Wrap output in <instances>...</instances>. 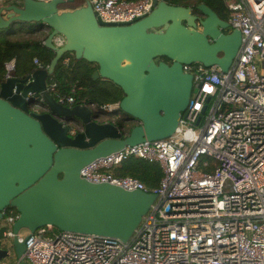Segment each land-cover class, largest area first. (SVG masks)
Masks as SVG:
<instances>
[{"label":"water","instance_id":"water-1","mask_svg":"<svg viewBox=\"0 0 264 264\" xmlns=\"http://www.w3.org/2000/svg\"><path fill=\"white\" fill-rule=\"evenodd\" d=\"M74 1L22 0L0 7V30L40 23L47 28L42 45L53 53L45 69L0 83V221L6 208L18 215L12 237L5 238L0 227V241L8 240L19 264H26V237L17 239L21 229L31 234L50 226L127 242L156 194L91 183L80 177L81 169L127 146L173 135L192 92V76L183 65L216 66L226 73L241 44L240 32L204 4L152 0L149 14L115 25L102 22L88 3L61 9ZM55 36L63 37L61 47L53 44ZM66 54L96 65L93 80L120 88L123 97L113 113L93 104L60 105L47 91V79ZM118 113L137 123L126 136L112 121H99ZM6 256L0 251V259Z\"/></svg>","mask_w":264,"mask_h":264},{"label":"built area","instance_id":"built-area-1","mask_svg":"<svg viewBox=\"0 0 264 264\" xmlns=\"http://www.w3.org/2000/svg\"><path fill=\"white\" fill-rule=\"evenodd\" d=\"M83 1L102 22L115 25L133 23L152 9V0ZM223 1L230 29L241 34L229 70L183 65L192 76V92L173 135L127 146L80 171L91 183L156 194L134 234L121 242L43 227L25 238L26 264H264V0ZM63 43V37L53 38L56 47ZM70 55L63 56V65ZM5 70V79L10 78L14 61ZM47 91L56 93L55 84ZM55 100L64 106L75 102L72 95L58 93ZM117 108L98 109L113 113ZM128 159L157 163L159 186L150 190L135 178L116 175ZM2 215L9 226L18 217L12 208ZM5 229L4 237H12Z\"/></svg>","mask_w":264,"mask_h":264},{"label":"trees","instance_id":"trees-1","mask_svg":"<svg viewBox=\"0 0 264 264\" xmlns=\"http://www.w3.org/2000/svg\"><path fill=\"white\" fill-rule=\"evenodd\" d=\"M136 1V0H127ZM168 5L191 7L204 4L211 8L221 19L227 21V10L223 0H161ZM15 4V2L11 3ZM84 5L83 0H75L72 4L61 9H73ZM23 24V23H22ZM47 36L46 26L40 23L23 24L18 32L0 30V83L5 80V65L14 61V70L11 75L23 76L31 73L36 68L45 69L53 53L46 49L42 42ZM36 59L38 64L33 60ZM97 69L96 65L85 61H76L70 55L68 65H63L62 60L55 67L54 73L47 79V85L55 84L58 94L72 95L75 99L73 105L84 103L93 104L99 108L105 104H118L123 94L119 87L110 81L93 80L92 74ZM74 88V92L71 93ZM56 93H50L55 99ZM69 106V105H68ZM72 106V105H70ZM122 117H127L121 113ZM117 119L111 115L110 120ZM118 122V127H121ZM121 177H132L143 182L150 190L159 186L162 170L157 163L143 159H128L115 171ZM56 230V229H54Z\"/></svg>","mask_w":264,"mask_h":264},{"label":"rangeland","instance_id":"rangeland-1","mask_svg":"<svg viewBox=\"0 0 264 264\" xmlns=\"http://www.w3.org/2000/svg\"><path fill=\"white\" fill-rule=\"evenodd\" d=\"M15 1H16V0H4V1L0 2V5H9V4H11V3L15 2ZM22 27H23V24H18V25H16V26L13 27V28H10V29H8V30H3V31H5L6 33H7L8 31L18 32L20 29H22ZM116 115H117V117H120V116H121V113H120V115H119V113L116 114ZM110 118H111L110 115H104V120L109 121ZM132 127H133V126L130 125V124H126V125H124V127H123V129H122V130H123V134H124V136L128 135V133H129V131L131 130ZM225 192H228V190L225 189ZM0 227H7V228H10V229H11V226L6 225L5 222H4L3 220L0 221ZM18 236H19L20 238H23V239H24L25 237L28 236V231H26L25 229H21V230L18 232ZM0 243H2V245L6 246L9 242H8V240H1ZM2 264H15V257L13 256V254H12L11 257H7V256H6L4 259H2Z\"/></svg>","mask_w":264,"mask_h":264},{"label":"flooded vegetation","instance_id":"flooded-vegetation-1","mask_svg":"<svg viewBox=\"0 0 264 264\" xmlns=\"http://www.w3.org/2000/svg\"><path fill=\"white\" fill-rule=\"evenodd\" d=\"M1 6H4V5H0V7ZM192 14H194V15H196V16H200V14L196 11V10H192ZM160 61H163V62H165V63H168V64H170V62L166 59V58H161V59H159ZM99 121H107V120H104V118H100L99 119ZM109 121H112L113 123H114V125H116V127L120 130V132L122 133V135H124L123 134V127H124V125H126V124H130V125H132V126H135L137 123L135 122V121H132L130 118H128V117H122V116H120L119 118H117V119H114V120H109ZM118 122L120 123H122L121 124V127H118ZM8 245L9 244H7L6 246H4V245H2V243H0V247L1 248H3L4 250L5 249H7L8 248ZM8 252H9V256L11 257L12 256V251L11 250H7ZM14 256V255H13Z\"/></svg>","mask_w":264,"mask_h":264},{"label":"clouds","instance_id":"clouds-1","mask_svg":"<svg viewBox=\"0 0 264 264\" xmlns=\"http://www.w3.org/2000/svg\"><path fill=\"white\" fill-rule=\"evenodd\" d=\"M86 105V104H85ZM73 106V105H72ZM96 109H98L97 107H95Z\"/></svg>","mask_w":264,"mask_h":264}]
</instances>
